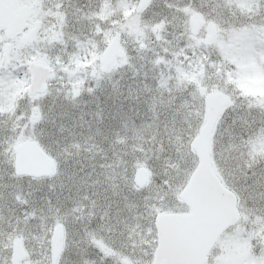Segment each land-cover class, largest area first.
I'll list each match as a JSON object with an SVG mask.
<instances>
[{"label":"rangeland","instance_id":"obj_1","mask_svg":"<svg viewBox=\"0 0 264 264\" xmlns=\"http://www.w3.org/2000/svg\"><path fill=\"white\" fill-rule=\"evenodd\" d=\"M93 1L100 2L89 5L91 16L79 24L82 28L89 24L94 53L99 49L95 54L98 64L102 48L121 30L116 62H128L125 81L102 73L99 64L94 84L87 86L82 97H73L71 88L59 97L47 94L42 100H32L25 90L13 91L12 80L19 76L10 70L0 72V264H10L15 237L22 239L26 252L19 264H54L50 236L56 224L65 231L61 220L68 223V230L55 264H60L66 247L80 252L78 257L66 256L69 264L73 259L90 264L87 256L94 257L105 240L119 234L124 243L125 239L142 243V227L147 232L151 215L181 210L178 193L196 164L189 144L198 128L183 149L187 159L177 155L184 144L181 134H188L185 126L192 128L189 119L202 124L200 89L231 95L232 103L211 138V160L239 197L246 218L247 201L255 218L264 208V165L257 163V157L264 160V135L259 133L254 140L258 150L250 147L245 152L239 140L240 130L251 123L253 90L264 95V26H239L241 18L252 19V7L258 8L254 0H154L139 15L137 0ZM195 13L216 25V37L209 45L203 43L205 26L192 35L188 20ZM108 16V29H104ZM119 17L124 22L120 29ZM154 25L160 28L158 40ZM190 86L194 94L188 92ZM189 101L197 108L185 116ZM17 128L19 135L15 136ZM25 141L39 144L53 159L51 176L15 175V148ZM138 167L146 174L141 187L133 182ZM177 169H181L182 180L169 186L167 181ZM58 200L64 206L50 210L49 202L57 205ZM108 207L120 213L122 222L111 214L107 224L104 211ZM254 231L262 234L264 222ZM243 237L230 238L222 245V264H264V260L250 261L252 249ZM255 247L254 253L264 248Z\"/></svg>","mask_w":264,"mask_h":264},{"label":"flooded vegetation","instance_id":"obj_2","mask_svg":"<svg viewBox=\"0 0 264 264\" xmlns=\"http://www.w3.org/2000/svg\"><path fill=\"white\" fill-rule=\"evenodd\" d=\"M12 2L14 3L15 10L10 12L9 18H11L13 24H16V30H13L12 28L8 31L5 28H0V72L10 70L9 72H12L13 76H19L16 80H12L11 87L13 88V91L22 92L25 90L27 98L32 100H42L47 94H51L55 98L59 97L60 94L69 92L70 89L73 88L74 90L72 91L75 92L73 97H82L84 93L88 91V89H86L87 86H92L94 84V77L97 72L95 68L99 66V64L102 73H111L113 77L125 81V77L128 73V62H116L120 55L121 30L115 32L113 37L108 40L107 44L102 48L101 55L114 39L117 40V55L113 63L106 67H102L100 62L101 55L99 58V64L95 55L99 49L94 53V48L91 46L93 37L89 34V32L91 33L89 24L87 23L84 28L79 24V22H84L86 18L88 19L91 16L89 5H97L100 1L13 0ZM102 2L104 4V1ZM153 2L154 1H152L150 5H152ZM251 5L254 6L255 4L252 3ZM252 8L253 10L251 11L252 14H250V16L253 18L258 15L259 9L257 7ZM141 13L142 12L137 14L139 15ZM121 21L122 18L119 17V29L121 28V25L124 24V22ZM108 22L109 16L106 21L107 25H102L104 29H108ZM261 33L262 40L264 41V27L261 29ZM138 46L140 49L144 47L141 44ZM32 63L49 68L53 72V76L44 80L45 89L43 92H33V94H29L27 92L31 80L29 66ZM124 83L125 82H123V85ZM132 86H134V84ZM201 90L203 91V89H200V91ZM253 92V100L250 102L252 107V114L250 116L251 121L253 117L259 118L261 113L264 112V95L255 93V89ZM127 104L129 105V103ZM230 105L223 112H225ZM258 137L259 133L257 134L256 139H258ZM250 147H255L253 149L256 150L260 149L257 147L255 141L250 142ZM263 149L264 148L262 147L261 150ZM237 205L240 212L239 220L232 226L226 228L217 237L204 264H222V261L225 258H222L221 256L222 245H226L230 238L235 239L237 236H244L243 239L247 238L249 240L248 247H251L250 250L252 249V254L250 256L251 262L255 263L264 260L262 254L264 248H260L258 251L255 249V253L253 249L256 248V245L258 247H264L262 241L264 232L262 234L260 233V238V235L254 231L256 225H260L264 222V208H262L261 213H259L260 215L255 218V212L250 209L247 201L249 211L248 219L243 212V207L238 196ZM111 208L113 209L114 207ZM104 212L106 214L105 220H108L107 224L109 222L111 223L110 218L111 214H115L114 210H109L108 207ZM169 213L188 214L189 208L183 204L181 210L169 211ZM115 215L117 217V222H122L120 219V213ZM156 217L157 213L153 216L151 215L148 219L147 232H144L141 225L142 234L144 236L142 238V243L136 244L126 239V243H124V238H121V235L119 236L118 234V238H109L108 241L105 240L104 247L102 246V249L97 250L98 253L96 251L94 257L87 256L88 261H91L90 264L102 261V259L103 264H105L106 259L111 261L118 260L120 261V264H129V258L123 254L124 250L136 254L138 260L137 264H143V261L139 259V256L147 255V253L143 252L144 248L151 250V261L153 263L157 247V233L155 227ZM102 219H104L103 216L101 217V220ZM117 226L121 229L122 223L117 224ZM153 229H155L156 235L155 239L151 240L149 238L153 235ZM259 238L262 243L257 242L259 241ZM94 246L98 248V246ZM82 256L83 255H81V257ZM233 256L235 255L233 254ZM229 257H231V255H229Z\"/></svg>","mask_w":264,"mask_h":264},{"label":"water","instance_id":"obj_3","mask_svg":"<svg viewBox=\"0 0 264 264\" xmlns=\"http://www.w3.org/2000/svg\"><path fill=\"white\" fill-rule=\"evenodd\" d=\"M12 1L0 0V28L3 27L8 31L12 28L16 29V24H13L9 18L14 7ZM150 1L138 0L137 11H142ZM202 23L198 15L195 19H191L193 33H196ZM208 30L206 43H210L215 35L213 25H209ZM154 32L157 35V28ZM116 54L117 40L114 39L102 55V65L105 67L111 64ZM29 70L31 72L29 93L43 91V81L52 76L51 70L33 63L30 64ZM229 101V96L219 91L210 92L204 97L205 122L190 144L197 158V164L179 194V198L189 207L190 213H161L157 216L158 242L152 264H202L215 238L239 218L234 194L223 186L210 162V136L217 117ZM52 166L49 157L35 144L23 143L17 147L15 170L18 174L46 176ZM135 182L138 185L144 182L141 169L135 172ZM62 235L61 226H55L51 236L53 261H56L61 251ZM23 256L20 239H16L12 247V264H17Z\"/></svg>","mask_w":264,"mask_h":264},{"label":"snow or ice","instance_id":"obj_4","mask_svg":"<svg viewBox=\"0 0 264 264\" xmlns=\"http://www.w3.org/2000/svg\"><path fill=\"white\" fill-rule=\"evenodd\" d=\"M254 3L258 6L259 12L258 15L252 18L251 20L247 18H241L239 20V26L243 28L249 27V25H255L257 27L264 26V0H254ZM261 50L264 51V46H261ZM188 92L194 94L195 89L194 87H189ZM185 100L187 101L188 98L185 97ZM197 108V105L194 103L188 102V109L184 112L185 116H188L191 111H195ZM26 122V119H25ZM189 124L192 125L191 129H188L187 126H185V132H187V136L184 134H181V139L184 141V144L181 146V151L178 153L177 158L178 159H184L186 160L187 157L184 152V147H186V144L188 141H190L191 137L195 134L196 129L199 126V119L192 120L189 119ZM258 133H264V112L261 113L260 117H253L251 123L246 126L244 129L240 130L239 132V140L243 143L244 147L242 150L245 152L250 151V142L254 141ZM19 135V128L15 130V136ZM161 144H163V141H160ZM257 163L258 165H264V160H261L259 157H257ZM255 171V170H254ZM259 176V174H258ZM71 179V177H69ZM182 180L181 175V169H177L176 173L169 177L167 184L169 186L174 184H179ZM255 202V201H254ZM57 206L63 207L64 205L61 204V202L58 200L57 205H51V202H49L50 210H54ZM195 212V209H194ZM53 223L55 221L53 220ZM61 223L64 224L65 231L68 230V223L66 221L61 220ZM73 231L75 232V228H73ZM155 229H153V235L149 239L154 240L155 239ZM154 247V245H153ZM143 252L147 253V255H140L139 259L143 261V264H152L151 261V250L148 248H144ZM71 255L74 257L80 256V252L78 250H70L69 248H65V253L61 255L60 264H69V261L66 259L67 255ZM123 254L129 258V264H137V255L133 253L127 252V250H124ZM70 264H82L80 259H73L71 260ZM105 264H120V261H111L106 259Z\"/></svg>","mask_w":264,"mask_h":264}]
</instances>
